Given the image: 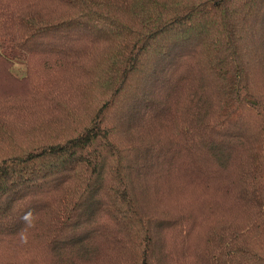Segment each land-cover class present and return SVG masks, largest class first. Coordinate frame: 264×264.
Listing matches in <instances>:
<instances>
[{
    "label": "trees",
    "instance_id": "obj_1",
    "mask_svg": "<svg viewBox=\"0 0 264 264\" xmlns=\"http://www.w3.org/2000/svg\"><path fill=\"white\" fill-rule=\"evenodd\" d=\"M0 264H264V0H0Z\"/></svg>",
    "mask_w": 264,
    "mask_h": 264
},
{
    "label": "rangeland",
    "instance_id": "obj_2",
    "mask_svg": "<svg viewBox=\"0 0 264 264\" xmlns=\"http://www.w3.org/2000/svg\"><path fill=\"white\" fill-rule=\"evenodd\" d=\"M21 67V64L20 65H18V68H20Z\"/></svg>",
    "mask_w": 264,
    "mask_h": 264
}]
</instances>
